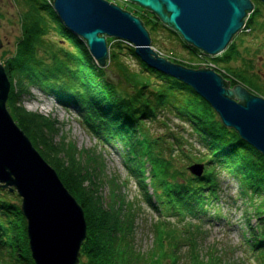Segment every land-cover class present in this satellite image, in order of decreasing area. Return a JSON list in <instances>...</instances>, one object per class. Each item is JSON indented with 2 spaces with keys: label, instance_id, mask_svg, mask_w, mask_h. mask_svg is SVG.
Masks as SVG:
<instances>
[{
  "label": "trees",
  "instance_id": "16d2710c",
  "mask_svg": "<svg viewBox=\"0 0 264 264\" xmlns=\"http://www.w3.org/2000/svg\"><path fill=\"white\" fill-rule=\"evenodd\" d=\"M17 1L25 10L22 38L15 54L4 63L12 83L7 105L17 124L85 211L88 235L82 245L80 264H163L167 259L165 241L176 248L177 254L182 246H189L183 264H221L212 248L211 258L205 260L197 242L202 227L192 221L210 216L222 218L217 208L222 174L239 186L238 196L247 205V243L259 251V262L264 264V155L237 131L225 127L213 108L191 87L148 67L129 44L107 39L109 69L120 76L119 86H112L106 80V70L94 62L86 42L63 25L49 1ZM258 5L255 4L243 33L264 27L257 21L264 4ZM133 14L141 18L151 34L166 29L180 37L149 11L143 16ZM53 33L63 40L59 43L48 39ZM181 41L192 55L202 54L182 38ZM78 46L81 51L76 50ZM205 57L215 66L226 65L225 69L236 78L258 85L260 76L247 71L253 67L251 59L243 60L245 69L241 72L231 67V63L240 60L235 39L219 56ZM129 58L138 62L139 70H132ZM33 88L53 96L63 107L75 109L98 141L120 147L123 161L144 191L146 203L166 218L180 219L187 234L181 232L177 223L172 222L171 227L168 221H162L155 225L156 244L151 251L139 252L131 241L133 212L127 211L129 215L123 208L125 203L118 190L110 195L104 193L105 184L114 187V177L108 180L104 163L93 153L77 151L66 141L57 142L55 121L25 108L23 99L31 95ZM169 115L187 127L189 141L171 130L153 134L151 124L159 122L168 127L164 119ZM196 146L199 154L194 153ZM193 163L206 165L201 177L190 173ZM21 205L17 192L0 186V264H35Z\"/></svg>",
  "mask_w": 264,
  "mask_h": 264
},
{
  "label": "water",
  "instance_id": "95a60500",
  "mask_svg": "<svg viewBox=\"0 0 264 264\" xmlns=\"http://www.w3.org/2000/svg\"><path fill=\"white\" fill-rule=\"evenodd\" d=\"M148 10L184 41L209 56L223 53L254 11L252 0H125ZM264 4V0H259ZM63 25L83 39L106 80L120 76L108 69V38L128 41L148 67L191 87L218 114L223 125L264 155V98L205 65L191 69L162 57L140 17L108 0H55ZM3 41L0 38V49ZM12 83L0 62V186L17 191L27 219L35 264H79L88 235L85 211L57 171L17 124L7 102ZM201 176L204 165L189 168Z\"/></svg>",
  "mask_w": 264,
  "mask_h": 264
},
{
  "label": "rangeland",
  "instance_id": "374dc122",
  "mask_svg": "<svg viewBox=\"0 0 264 264\" xmlns=\"http://www.w3.org/2000/svg\"><path fill=\"white\" fill-rule=\"evenodd\" d=\"M108 1L116 3L118 6L140 16L148 13V10L125 0ZM253 3L254 6L255 4L260 6L262 2L258 0L257 3L255 1ZM23 10H25L24 6L17 0H0V38L3 41V48L0 49V62L3 64L15 54L18 42L22 38ZM257 21L261 26H264V8L262 16L258 17ZM260 28L261 30L254 33L251 31L248 33L240 32L233 38L239 50L240 60L231 63V67L238 68L241 72L245 69L243 60L251 59L253 67L251 70L248 68L247 71L249 74L254 73L260 76V79L256 80L258 85H252L236 78L230 71L226 70V65L215 66L213 62L210 63L202 54L192 55V52L185 47L181 38L172 35L166 29H160L158 32L150 34L152 46L162 57L180 65L190 66L188 68L191 69H199L203 65L207 68H213L218 74L221 73L220 75L225 80L230 81L231 87L241 85L251 93L264 98V27ZM47 37L51 41L59 43L63 40L60 35H54V33ZM60 45L69 47L68 44ZM80 48L78 46L76 50L81 51ZM94 62L98 65L95 60ZM128 63L133 71L139 70L138 62L134 59L129 58ZM112 86L117 87L119 84ZM23 100L24 106L28 111L39 113L57 123L59 131V134L56 135L57 142L66 141L73 144L77 151H89L100 162L104 163L108 180H110V177H114L112 180L115 181L113 182L114 187L113 184H105L104 193L105 195H110L111 192L118 190L120 197L122 196L125 203L123 208H126V212L128 211L130 214L133 212L134 223L130 227V233L133 237L131 241L139 252L147 254L151 251L154 243L156 244L155 225L162 221L168 220L171 227L174 225L171 222L177 223L176 225L181 232L187 234L186 227H184L185 225L180 219L173 217L165 219L160 212L146 203L144 191H142L138 180L130 173L128 166H126L119 153L120 147L103 145V143L98 141L85 128L81 117L75 109L63 108L52 99L51 95H47L37 88H33L31 95L24 97ZM164 120L167 122L168 127L161 126L159 122L151 124L152 132L155 136L171 130L184 136L186 141H189L190 134L189 131L186 132L188 130L187 127L181 125L171 115L165 117ZM196 148L198 151L196 150L194 153L199 154L200 149L198 146ZM182 163L184 164V161ZM95 165L97 166V163ZM115 178L118 182L114 180ZM149 190L152 192L151 187ZM219 193L221 194V202L217 208L221 212L222 218L210 216L208 219L200 221L202 233L197 235L198 249L205 256L206 261L209 260V252L215 249L216 251L213 250V253H217V256L221 259V264H260L259 259L261 256L259 251L253 250L251 244L247 243L249 238L245 219L247 205L238 196L239 186L237 182L222 174ZM192 222L199 224L198 221ZM253 222L255 223V221ZM181 244H184L183 240H181ZM164 246L167 249L165 251L167 252V259L165 260L166 263L163 264H183L186 261L185 253L189 250L188 245L182 246V251L178 254L176 248H171L168 241L164 242ZM176 254L178 257L174 256Z\"/></svg>",
  "mask_w": 264,
  "mask_h": 264
},
{
  "label": "built area",
  "instance_id": "2783aa9c",
  "mask_svg": "<svg viewBox=\"0 0 264 264\" xmlns=\"http://www.w3.org/2000/svg\"><path fill=\"white\" fill-rule=\"evenodd\" d=\"M127 44H129L130 46H133V44L132 43H130V42H126Z\"/></svg>",
  "mask_w": 264,
  "mask_h": 264
},
{
  "label": "flooded vegetation",
  "instance_id": "af4514ba",
  "mask_svg": "<svg viewBox=\"0 0 264 264\" xmlns=\"http://www.w3.org/2000/svg\"><path fill=\"white\" fill-rule=\"evenodd\" d=\"M0 17H1V14H0ZM1 19V18H0Z\"/></svg>",
  "mask_w": 264,
  "mask_h": 264
}]
</instances>
